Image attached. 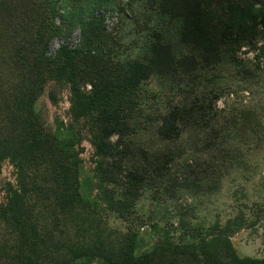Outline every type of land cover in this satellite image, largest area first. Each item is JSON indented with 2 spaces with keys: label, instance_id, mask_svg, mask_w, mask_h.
Returning a JSON list of instances; mask_svg holds the SVG:
<instances>
[{
  "label": "rangeland",
  "instance_id": "1",
  "mask_svg": "<svg viewBox=\"0 0 264 264\" xmlns=\"http://www.w3.org/2000/svg\"><path fill=\"white\" fill-rule=\"evenodd\" d=\"M94 18L115 63L146 62L154 44L163 43L177 60L195 56L196 69L170 74L158 69L142 85L135 134L123 145L112 138L124 170L142 176L138 199L125 219L97 200L96 149L86 121L73 114V92L59 90L54 100L49 86L44 88L35 104L37 118L48 134L73 145L63 148V154L81 160V192L94 201L80 215L51 203L48 192L33 194L32 213L50 239L36 242V251L54 255L57 245L99 243L132 231L139 235V254L155 248L163 229L191 239L238 222L241 228L230 234L237 254L264 259V0H115L95 11ZM200 19L203 26H193ZM215 28L223 30L225 39L217 53L203 52L201 31L209 38ZM5 34L0 25V91L16 78L7 63ZM84 44L81 29H76L67 42L55 40L49 56L55 57L61 45L80 50ZM175 107L181 109L179 136L165 140L156 119ZM43 173L42 168L36 179L48 186ZM10 186L17 189L18 179L5 160L0 165V205ZM31 248L0 223V264H17ZM77 264L104 263L97 258Z\"/></svg>",
  "mask_w": 264,
  "mask_h": 264
},
{
  "label": "trees",
  "instance_id": "2",
  "mask_svg": "<svg viewBox=\"0 0 264 264\" xmlns=\"http://www.w3.org/2000/svg\"><path fill=\"white\" fill-rule=\"evenodd\" d=\"M112 4L115 0H0V25L10 47L7 63L16 73L8 89L0 91V165L9 160L18 179L17 189L10 186L7 201L0 205V223L18 241L32 245V251H23L17 264H77L97 258L104 264H264V259L241 258L237 254L230 234L241 228L238 222L217 225L191 239L176 237L163 229L155 248L139 254V235L132 231L99 243L57 245L54 255L36 251V242L50 239L42 235L32 213L33 194L48 192L51 203L80 215L89 211L94 201L81 192V160L63 154V148L73 149V145L48 134L37 118L35 104L44 88L49 86L54 100L59 90L73 92V114L86 121L96 149V179L101 186L97 200L125 219L138 199L142 176L124 170L123 155L115 153L112 138L118 137L123 145L135 134L133 121L142 85L158 69L169 74L196 69L195 56L177 60L163 43L154 44L153 56L146 62L115 63L112 54L104 49L105 37L94 18L95 11ZM197 23L199 28L203 26L201 19L193 26ZM76 29H81L85 38L82 49L61 45L55 57L49 56L51 44L55 40L67 42ZM211 35L208 38L201 31L205 41L201 50L209 54L217 53L225 39L221 29L219 32L215 28ZM87 86L92 89L86 91ZM180 115L181 109L175 107L156 119L163 139L179 136ZM42 168L46 181L49 179L48 186L36 179Z\"/></svg>",
  "mask_w": 264,
  "mask_h": 264
}]
</instances>
